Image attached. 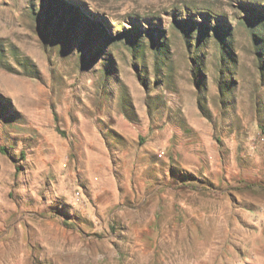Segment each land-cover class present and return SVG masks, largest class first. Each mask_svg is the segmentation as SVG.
<instances>
[{
	"label": "rangeland",
	"instance_id": "374dc122",
	"mask_svg": "<svg viewBox=\"0 0 264 264\" xmlns=\"http://www.w3.org/2000/svg\"><path fill=\"white\" fill-rule=\"evenodd\" d=\"M0 264H264V0H0Z\"/></svg>",
	"mask_w": 264,
	"mask_h": 264
}]
</instances>
